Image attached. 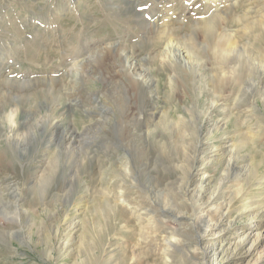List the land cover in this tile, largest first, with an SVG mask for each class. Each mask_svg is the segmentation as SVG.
<instances>
[{
	"label": "rangeland",
	"instance_id": "rangeland-1",
	"mask_svg": "<svg viewBox=\"0 0 264 264\" xmlns=\"http://www.w3.org/2000/svg\"><path fill=\"white\" fill-rule=\"evenodd\" d=\"M221 1L0 0V264H163L160 237L151 244L140 238L155 227L142 212L147 204L157 207L160 191L170 194L187 170L191 200L176 190L179 211L191 214L218 188L222 198L249 189L252 207L243 210L244 199L231 208L223 224L229 234L221 243L227 251L215 262L190 260L178 248L167 263L264 264V230L254 255L244 247L228 260L227 247L233 235L244 239L250 225L259 222L258 232L264 228V0ZM209 16L217 18L219 32L239 37L238 52L230 54L229 64L201 51L196 72L180 67L187 88L172 89L166 82L172 75L159 69L156 57L163 43L156 41L157 26L180 38ZM120 45L133 47L152 88L130 87L120 75L126 67L121 60L96 65L102 47L113 51ZM8 114L15 117L11 125ZM16 128L19 139L11 136ZM192 136L201 146L199 156L221 147L223 157L187 165ZM194 169L207 170L206 181L192 176ZM177 220L167 218L165 225L188 224ZM193 237L185 236L191 248Z\"/></svg>",
	"mask_w": 264,
	"mask_h": 264
},
{
	"label": "bare ground",
	"instance_id": "bare-ground-1",
	"mask_svg": "<svg viewBox=\"0 0 264 264\" xmlns=\"http://www.w3.org/2000/svg\"><path fill=\"white\" fill-rule=\"evenodd\" d=\"M174 1V0H173ZM215 1L218 2V0H204V2L208 5V3L211 4H215ZM167 2V1H166ZM222 2V1H221ZM224 2V1H223ZM258 2V1H257ZM262 2V1H260ZM160 4V3H159ZM225 4V3H224ZM219 6L221 4H218ZM247 5V4H246ZM168 7V6H167ZM212 7V6H211ZM80 8V7H79ZM222 8V7H221ZM130 9V8H129ZM209 9V6H205L204 7V11ZM174 10V8H173ZM203 10V9H202ZM219 11V10H218ZM222 11V9H221ZM220 11V12H221ZM256 12V11H255ZM164 13V12H163ZM173 13V12H172ZM214 13V12H213ZM212 13V14H213ZM250 13V12H249ZM167 14V13H166ZM204 14V12H203ZM219 14V12H218ZM157 15V14H156ZM160 15V14H158ZM173 15V14H172ZM171 15V16H172ZM175 15V13H174ZM220 15V14H219ZM244 15V14H243ZM263 15V14H262ZM155 16V15H154ZM213 16H217V15H213ZM240 16V15H239ZM248 17V16H247ZM124 18V17H123ZM171 18V17H170ZM225 18V17H224ZM161 19V18H160ZM166 19V18H165ZM177 19V17L175 18ZM215 17L209 16V17H204L203 20H198L197 22L195 21V25L198 27H196L195 25L191 27L189 34H184V36L178 38L174 35V32L176 31H172L169 32L166 29H164L162 26L164 25H159L157 26V31H158V37L156 38V41H162V50L156 54V57H159V69H161L162 71H164L166 73V75H172V77L170 78V76L167 78L168 82L167 84H169L170 87H172V89L174 88V86H180L183 89H186L188 86V81L189 79L187 78L188 75L185 73V71H181V66H185L186 68H191L192 71L196 72V70H198V68L201 66L202 64V58L200 57V53L201 51H205L206 53L208 52L210 55L214 56V60L215 62L219 61L220 63L226 62L229 63L226 60H229L228 58H230V54L233 52H238L239 46L237 45V40L239 37L235 38L236 36H234L235 39L231 38V35L229 34H224L219 32V29L216 28L217 24H214L215 22ZM258 19V17H257ZM172 20V19H171ZM174 20V19H173ZM167 22L170 20H166ZM177 21V20H176ZM194 21V20H193ZM218 21V20H217ZM239 21V20H238ZM256 21V20H255ZM258 21V20H257ZM256 21V22H257ZM151 22V21H150ZM171 22V21H170ZM223 22V21H221ZM220 22V23H221ZM251 22V21H250ZM179 23V22H178ZM216 23V22H215ZM168 24V23H166ZM177 24V23H174ZM184 24V23H183ZM219 24V21H218ZM252 24V23H251ZM260 24V22H259ZM169 25V24H168ZM172 25V24H171ZM246 25V24H245ZM261 25V24H260ZM179 26V25H178ZM183 26V25H182ZM222 26V25H221ZM244 26V25H243ZM252 26V25H251ZM256 26V25H255ZM259 26V25H258ZM257 26V27H258ZM156 27V26H155ZM154 27V28H155ZM173 27V26H171ZM176 27V26H175ZM188 27V26H187ZM249 27V25H248ZM261 27V26H260ZM144 28V27H143ZM220 28V27H219ZM224 28V27H223ZM245 28V27H244ZM153 29V27L151 28ZM170 29V28H168ZM181 29V28H180ZM188 29V28H187ZM249 29H252L249 27ZM255 29V28H254ZM258 29V28H257ZM260 29V28H259ZM173 30V29H172ZM247 30V29H246ZM263 30V29H262ZM188 31V30H187ZM198 31L200 32V34L198 33ZM225 31V30H224ZM261 31V29L259 30ZM258 31V32H259ZM264 31V30H263ZM154 32V31H152ZM185 32V31H184ZM251 32V31H250ZM237 33V32H236ZM249 33V30L247 32V35ZM235 34V33H234ZM245 34V33H244ZM240 36V33L238 34ZM250 35V34H249ZM259 35V34H258ZM151 36V35H150ZM243 36V35H242ZM145 38V37H144ZM254 39V38H253ZM154 41V40H153ZM247 42V41H246ZM256 42V41H255ZM89 44V43H88ZM126 44V43H125ZM133 47L132 46H123L120 45L119 50L114 49L113 51L109 48V47H102V49L99 51L102 53L103 49H104V54L102 57H100L99 60L95 61L97 62L96 65L100 66V63L103 64L104 68H107V60H115L117 59L118 61L121 60L124 62V65L126 66L125 69L123 68L122 71H125V74H120L122 77H124L126 79V82H128V84H130L129 86L132 87L133 85H135L136 83H141V84H145L147 87L152 88L154 85L151 83V78L147 77V73L145 72V70L140 71V66H137L136 64V60L135 57L131 54V49ZM86 50V49H85ZM241 50V49H240ZM205 53V54H206ZM204 54V55H205ZM92 55V54H91ZM209 55V56H210ZM105 56H107V58H104ZM110 56V58H108ZM150 59H153L152 57H150L149 55L146 56ZM103 58V59H102ZM231 59V58H230ZM144 60V59H143ZM154 60V59H153ZM213 60V59H212ZM223 60V61H221ZM225 60V61H224ZM233 60V59H232ZM231 61V60H230ZM84 62V61H83ZM82 62V63H83ZM92 62V61H91ZM213 63V62H212ZM232 63V62H231ZM87 64V63H86ZM92 64V63H91ZM123 64V63H122ZM218 64V63H217ZM230 64V63H229ZM200 65V66H199ZM80 66V65H79ZM93 66V65H92ZM263 67V66H262ZM97 68V67H96ZM120 68V67H118ZM144 68V67H143ZM257 68V67H256ZM121 69V68H120ZM228 70V69H227ZM161 71V72H162ZM85 72V71H84ZM91 72V70H90ZM94 72V71H93ZM116 72V71H115ZM121 72V71H120ZM118 72V73H120ZM160 72V73H161ZM75 72H73L74 74ZM96 74V73H95ZM163 74V73H162ZM77 75V74H76ZM75 75V76H76ZM91 75V74H89ZM118 75V74H117ZM230 75V74H229ZM259 75V74H258ZM100 76V75H99ZM120 76V77H121ZM126 76V77H125ZM198 76V75H197ZM202 76V75H201ZM199 76V77H201ZM223 76V75H222ZM79 77V76H77ZM81 77V76H80ZM94 77V76H93ZM165 77V76H164ZM166 78V77H165ZM164 78V79H165ZM179 78V81H178ZM199 79V78H198ZM198 81V80H197ZM176 82L181 83V85L176 84ZM233 82V81H232ZM217 83V82H216ZM235 83V82H234ZM77 84V83H76ZM119 84V83H118ZM122 84V83H121ZM120 85H116L117 86H121ZM139 84V85H141ZM23 85H25L23 83ZM144 86V85H143ZM208 86V85H207ZM79 87V86H78ZM123 87V86H122ZM168 88V87H167ZM181 88V89H182ZM217 88V87H215ZM79 89V88H78ZM77 89V90H78ZM120 89V88H118ZM124 90V89H123ZM127 90V89H126ZM148 90V89H147ZM80 91V90H79ZM152 91V90H151ZM71 92V91H70ZM116 92V91H115ZM119 92H122V90H120ZM149 92V91H147ZM113 93V92H112ZM111 93V94H112ZM123 93V92H122ZM173 93V92H172ZM202 93V92H201ZM218 93V92H217ZM70 94V93H69ZM68 94V95H69ZM74 94V93H73ZM120 94V93H119ZM126 94V92H125ZM113 95V94H112ZM118 95V94H117ZM121 95V94H120ZM150 95V94H149ZM167 95V94H166ZM208 95V92H207ZM206 95V96H207ZM70 96V95H69ZM151 96V95H150ZM218 96V95H217ZM216 96V97H217ZM64 97V96H63ZM76 97V96H75ZM112 97V96H111ZM116 98V96H114ZM113 97V98H114ZM127 97V96H126ZM125 97V98H126ZM214 97V96H213ZM131 98V97H130ZM156 98V97H155ZM209 98V97H208ZM212 98V97H211ZM210 98V99H211ZM99 100V99H98ZM170 100V99H169ZM217 100V99H216ZM220 100V99H219ZM111 101V100H110ZM129 101V100H128ZM221 101V100H220ZM54 104V103H53ZM217 105V104H216ZM52 106V105H51ZM212 106V105H211ZM208 107V105H207ZM210 107V105H209ZM217 107V106H216ZM4 108V107H3ZM17 108V107H16ZM169 108V107H168ZM5 109V108H4ZM7 109V108H6ZM14 109V108H13ZM134 109V108H133ZM14 111V110H13ZM12 111V112H13ZM17 111V110H16ZM23 111V110H22ZM52 111V110H51ZM129 111V110H128ZM213 111V110H212ZM8 112V111H7ZM145 112V111H144ZM210 112V111H209ZM6 113V112H4ZM3 113V114H4ZM18 113V111H17ZM161 113V112H160ZM13 114V113H12ZM205 114V112H204ZM213 114V113H212ZM5 115V114H4ZM32 115V113H31ZM30 115V116H31ZM126 115V114H125ZM206 115V114H205ZM208 115V114H207ZM226 115V114H225ZM6 116V115H5ZM16 116V115H15ZM162 117V116H161ZM7 122L10 123V125L12 123H14L15 121L12 120L13 117H11L9 114L7 115ZM15 118V117H14ZM13 118V119H14ZM103 118V117H102ZM179 119V118H178ZM225 119V118H224ZM227 120V119H226ZM171 122V121H170ZM123 123V121H122ZM169 123V122H167ZM182 123V121H179V125ZM21 123H19L18 125H20ZM188 124V123H187ZM14 125V124H13ZM123 126V125H121ZM127 126V125H126ZM171 126V125H170ZM219 126V125H218ZM11 127V126H10ZM21 127V126H20ZM184 127V126H183ZM167 128V127H166ZM221 128V126H220ZM218 127V130L220 129ZM21 128H16L14 130L11 131V136H14L15 139H19L20 133L19 130ZM171 129V128H170ZM10 130V129H9ZM123 130V129H122ZM184 130V129H183ZM215 130V129H214ZM125 133V132H124ZM9 136V135H8ZM69 137V136H68ZM131 137V136H130ZM146 137V136H145ZM185 137V136H184ZM182 137V138H184ZM193 137V136H192ZM11 138V137H10ZM180 138V139H182ZM187 138V137H185ZM193 145L191 146V150L188 151L185 154L184 159L187 161V165L189 163V165L191 166V164H193V162H195L194 164H199V163H209L210 161H212V157H218V158H222L223 157V152H221V147H215V151L212 153V155L210 156H206V155H198V151L201 148V146L199 145L198 147V143L196 144V137H193ZM12 139V138H11ZM14 139V140H15ZM55 139V138H54ZM247 139V138H246ZM131 140V139H130ZM6 142V141H5ZM133 142V141H132ZM192 142V141H191ZM221 142V141H220ZM219 142V143H220ZM22 143V141H21ZM222 143V142H221ZM14 144V143H13ZM129 144V143H128ZM138 144V142H137ZM16 145V144H15ZM172 145V144H171ZM184 145V144H183ZM190 145V143H189ZM188 145V146H189ZM67 148H70L71 145L69 143V145H67ZM216 146V144H215ZM218 146V145H217ZM221 146V144H220ZM63 147V146H62ZM184 147V146H183ZM182 147V148H183ZM181 148V149H182ZM220 150V151H219ZM12 151V150H11ZM183 152V151H182ZM14 154V153H13ZM130 155V153H129ZM133 156V155H132ZM3 159V158H2ZM233 157H229V159L226 160V167L224 166V168L222 169L223 173L228 174L232 165V162H230V160H232ZM1 160V159H0ZM214 160V159H213ZM2 161V160H1ZM185 161V162H186ZM230 162V163H229ZM128 163V162H127ZM228 164V165H227ZM190 166L188 169H190ZM122 167V166H121ZM184 166H182V168H184ZM194 167V166H193ZM196 168V167H195ZM53 170V169H52ZM207 171V170H206ZM206 171H198V169H194L192 176H200V179L202 181L203 178L204 181H206L207 179V172ZM183 172V171H182ZM222 173V174H223ZM44 175H42L43 178ZM189 170H187L186 172H184L183 177H181V183L177 186V188L175 186H173V188H171L170 190V194L168 192V190L166 192H162L160 191L159 195H158V199L155 198L154 200V204L158 203L157 207L152 208V204H151V208H148V204L146 206H144V209L146 208L145 211L142 212V214L146 217V220H148V222L151 223V225H155V227H152L151 232L149 233H145L143 234L142 237H140L143 240H147L145 242L148 243H153V241H158V238L160 237V239L162 240V243L160 245H163L162 248H159L160 251H162V254L164 257L162 263L163 264H168L167 261H169V257L170 254L174 251H176L178 248L179 251H186L185 252V256L188 257V259L190 260H194V259H201L202 262H206V260H213L215 262L216 258L222 254H224V252L227 251V248L225 249L224 246H222V242L224 240H226V236L229 234V230H227L229 227L223 228V224L225 223L226 217L227 215L232 212L233 210H236V204L241 207L242 202L244 201V199H246L245 205L242 207V209H249L251 208V204H249V199H252L249 192V189H244V188H238L237 191H234V193H232V195L229 198H222L220 195L221 193L220 188L215 189V193L211 194V197L208 198V201L205 202L204 205H199L196 206L195 209H193L191 214H187L184 212H181L178 210V206L175 203L174 199H173V193L177 192L176 190L181 191V195L183 196V200L184 201H188L190 199V192L192 191L189 190L188 185H186V183L188 182L189 179ZM205 176V177H204ZM225 176V175H224ZM224 179L225 178H221L220 180L224 183ZM41 180V179H40ZM43 180V179H42ZM191 180V178H190ZM44 181V180H43ZM42 183V182H40ZM221 184V183H220ZM174 185V184H173ZM202 182H199V186L202 189ZM124 186V185H123ZM137 186V184H136ZM125 187V186H124ZM139 187V186H138ZM127 190V189H126ZM251 190V189H250ZM165 191V190H164ZM126 192V191H125ZM132 192V191H130ZM200 192V191H199ZM123 195V192H122ZM203 195L201 194H197V198L201 199ZM124 197V195H123ZM144 198V197H143ZM153 198V197H152ZM177 198V197H176ZM124 199V198H123ZM146 199V198H145ZM193 199V198H192ZM220 199L221 200L219 203L218 201ZM125 200V199H124ZM123 200V201H124ZM148 200L151 202V199L148 198ZM182 200V199H181ZM145 203V200H144ZM149 203V202H148ZM178 203V202H177ZM218 203V204H217ZM103 204V203H102ZM129 204V203H128ZM156 205V204H155ZM192 205V204H191ZM116 206V205H114ZM113 207V206H112ZM192 207V206H191ZM190 207V208H191ZM234 207V208H233ZM231 208L233 210H231ZM185 210V209H184ZM209 211V213H207ZM210 214V215H209ZM138 216V215H137ZM257 216V215H255ZM184 217L187 219L185 220ZM229 217V215H228ZM264 215L261 214L260 218H263ZM167 218H174L175 220L179 221L178 223L180 224L181 221H183L185 224V221L188 222V224H186L185 227L177 229V228H170L168 227V225H165V220ZM263 220V219H262ZM228 221V220H227ZM139 223V222H138ZM259 223V222H258ZM257 224H253L250 225V227H248V232L247 235H244L242 238L244 239H236L238 238L237 235H233V239L228 240V246L227 247H232V250L230 252V255H232V257H230V259L228 260H232L235 259L236 256L239 255V251L241 249H243L245 247L244 252L246 254H251L254 255L255 252L257 251L256 249L258 248V246L260 245L261 241H262V231L264 230V228H261L260 231L258 232L257 229L260 228L259 225ZM264 224V223H263ZM147 226V225H146ZM150 226V225H149ZM148 227V226H147ZM151 227V226H150ZM182 227V226H181ZM141 228V227H140ZM149 228V227H148ZM223 228V229H222ZM144 230V229H143ZM57 233V232H56ZM193 233L195 234V237H193L195 240L194 245L192 246V248L190 247V245L187 243V239L185 238V236L190 235ZM227 233V234H226ZM160 235V236H159ZM230 239V238H229ZM142 241V240H141ZM144 242V244H145ZM209 243L207 247H201V245L203 243ZM150 243V244H151ZM159 245V247H160ZM247 245V247H246ZM157 247V246H156ZM140 251V250H139ZM144 252V251H143ZM133 253V251H132ZM243 253V252H242ZM181 254V253H180ZM184 255V254H182ZM264 256V255H263ZM181 257V256H180ZM262 257V256H261ZM139 258V257H138ZM224 258V257H223ZM259 258V256H258ZM257 258V259H258ZM264 258V257H263ZM263 258H259L260 260H263ZM196 261V260H195Z\"/></svg>",
	"mask_w": 264,
	"mask_h": 264
}]
</instances>
